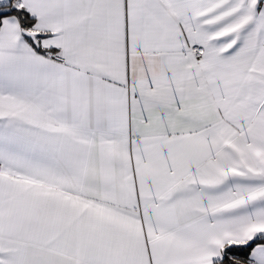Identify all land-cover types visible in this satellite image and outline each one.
I'll use <instances>...</instances> for the list:
<instances>
[{
    "label": "snow or ice",
    "instance_id": "obj_1",
    "mask_svg": "<svg viewBox=\"0 0 264 264\" xmlns=\"http://www.w3.org/2000/svg\"><path fill=\"white\" fill-rule=\"evenodd\" d=\"M0 264H264V0H0Z\"/></svg>",
    "mask_w": 264,
    "mask_h": 264
}]
</instances>
